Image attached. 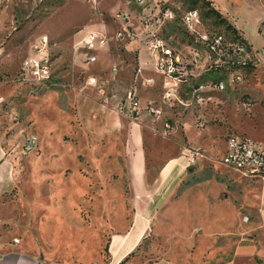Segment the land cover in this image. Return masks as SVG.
Segmentation results:
<instances>
[{"label": "rangeland", "instance_id": "obj_1", "mask_svg": "<svg viewBox=\"0 0 264 264\" xmlns=\"http://www.w3.org/2000/svg\"><path fill=\"white\" fill-rule=\"evenodd\" d=\"M159 3L176 10L163 31L187 52V32L179 18L186 0ZM211 4L249 42L250 51L240 46L241 53L252 54V68L246 74L241 71L242 79L229 85L226 73L240 69V62L219 61L207 70L211 47L192 37L190 49L199 53L194 70L202 73L194 75L192 85L204 84L191 96V80L182 79L173 94L191 104H163L173 126L170 132L162 133L159 122H153L159 127L154 132L148 118L135 119L143 131L147 179L164 151L180 154V162L186 163L179 178L157 189L130 188L125 174L135 124L119 106L137 51L135 42L115 36L121 24L113 12L129 9L136 16L139 2H0V143L11 161L10 178L0 185V252L17 245L45 264H217L229 256L237 236L259 234L255 202L260 181L224 167L218 157L230 131L264 142V0ZM145 7L153 9L152 0H145ZM132 20L139 25L135 17ZM201 21L203 30L222 34L221 25ZM93 30L103 35V42L96 43L91 52L96 59L86 65L82 49L75 45ZM43 36L39 50L35 46ZM42 48L50 75L23 80L24 59ZM229 63L234 67H227ZM146 68L156 84L139 93L158 102V76L149 64ZM89 76L95 77L92 85L86 83ZM212 79L219 80L222 90L208 85ZM29 131L35 134L36 146L26 151L22 136ZM132 224L140 225L141 232L133 246L115 245L117 234L111 233H126Z\"/></svg>", "mask_w": 264, "mask_h": 264}, {"label": "built area", "instance_id": "obj_2", "mask_svg": "<svg viewBox=\"0 0 264 264\" xmlns=\"http://www.w3.org/2000/svg\"><path fill=\"white\" fill-rule=\"evenodd\" d=\"M7 0H0L4 2ZM140 10L132 15L130 10H115L113 13L120 22V28L115 32V36H125L129 41H135L136 51L142 50L145 52L147 60L152 66V70L161 78L160 81V100L157 102H148V100L141 104L137 96V83L140 81L144 85L153 83L151 76H144L142 74V67L136 65L132 70V77L123 101L120 103L119 108L122 109L124 115L130 119L148 118L151 123L159 122L161 132H165L172 125L167 120L168 117L164 116L165 107L163 104H172L173 100L181 105L191 104L182 99H175L173 97L172 89H179L182 85V79L191 80V96L195 95L196 88L201 87L204 83H196L192 85V80L195 74H202L198 70H194L198 61V49L191 50L190 44H185L187 52L181 47H177L173 41L169 40L168 36L163 31L165 22L174 18L176 10L173 7L160 5V0H152L153 9H146L145 0H138ZM164 1V0H163ZM138 16V17H137ZM139 25L133 24L134 18ZM181 23L185 26L187 34L191 37L197 38L200 45L211 47L212 61H207V70H212L216 67V62L219 61H239L240 65L245 61H252V54L241 53V46L237 41H231L224 38L223 34L217 33L218 31L207 29L203 30V23L200 22L199 13L197 9L194 12H186L182 10L179 15ZM201 27V30L197 29ZM214 31V33H212ZM103 42V35L97 31H89L81 36L75 45V49H82V61L87 65L94 62L95 54L91 52L95 49L96 43ZM40 46L45 44V36L39 39ZM43 49V48H42ZM38 50V51H39ZM231 54V55H230ZM228 55V58L225 57ZM222 56V57H221ZM211 58V57H210ZM211 60V59H209ZM164 61H171V69L169 72L161 73V64ZM251 64H253L251 62ZM206 64H204L205 66ZM20 77L23 80L39 81L44 78V75H50L51 70L49 67V60L44 49L37 53H32L24 59L21 65ZM205 69V68H204ZM112 71L115 70L113 67ZM230 74V84H234L242 79L241 70L231 71L226 73ZM88 84L95 83V77L89 76L86 80ZM211 87L219 89V80H210ZM201 96L197 95L200 100ZM191 102V101H190ZM188 103V104H187ZM199 125L202 123L197 122ZM224 146L218 157V161L228 169L235 170L244 176H258L264 178V142L256 141L255 139L240 134L238 132L230 131L224 136ZM35 134L32 131L26 132L22 136V147L24 150L29 151L36 146ZM194 149L193 153H197ZM18 238H14L16 242ZM62 264V263H61ZM70 264V263H66Z\"/></svg>", "mask_w": 264, "mask_h": 264}, {"label": "crops", "instance_id": "obj_3", "mask_svg": "<svg viewBox=\"0 0 264 264\" xmlns=\"http://www.w3.org/2000/svg\"><path fill=\"white\" fill-rule=\"evenodd\" d=\"M130 42L134 43L135 41H130ZM134 46L135 48L137 47L136 43H134ZM136 53H137L136 54L137 64L142 67V74L144 76L145 75L151 76L154 80L153 83L149 85L146 84L144 85L140 81L137 83V87H136L137 96L139 102L141 104H144L147 100L151 102V100L155 101V99L146 96L142 97L139 93L140 90L152 87L153 85L156 84V81L151 74L145 73L148 70V68H146V65L149 64L151 66V64L147 60L145 52L139 50ZM149 69L152 70V66ZM152 72L156 74L153 70ZM156 75L158 76V74ZM158 79L159 80L157 83L159 84L160 87L161 78L158 76ZM172 90H173V94L177 91V89H172ZM132 120L135 126L133 127L132 132H130L129 135L130 137L129 141H131L130 148L128 152L125 154V158L127 160L126 161L127 170L125 174L127 177L129 187L139 188V187L154 186L157 187V189L165 188L166 186L174 182L177 178H179L181 174H183L186 163L180 162V157H181L180 154L164 151L163 153H161V156L163 157L161 158L160 165L155 170L150 169L151 176L147 179V174H146L147 152H145L146 149L145 142L143 141L141 136V133L143 131L138 121H135V119ZM148 126L154 132L158 131L159 129V127L154 126V124H151V122L148 124ZM172 128L173 126L171 128H168V131L170 132ZM145 132L149 134V131L145 130ZM223 146H224V141L220 153L223 150ZM10 164L11 161L9 159V156L5 154L4 147L0 143V185L5 184L4 180L7 179L9 180L10 178L8 174ZM255 177H257L256 179L260 181V185H259L260 189L257 193L258 199L255 202L256 204L255 209L257 211V215L259 219L258 220L259 221L258 226L260 227V230L258 231L259 234H252V233L248 234L246 232L237 236L233 249L229 253V256L223 259L222 261L218 262L217 264H264V178L258 176ZM139 229H140V225L134 226V224H132L128 230H125L127 231L126 233H124V231L123 232L115 231L114 233H111V236L117 234L115 245H119L120 248L123 249L131 248L133 244L136 242L135 241L136 238L141 233ZM43 262L44 261H42L37 256H35V254L29 252L28 250L22 249L17 245L16 246L10 245L5 250L0 252V264H45ZM66 263L78 264L74 262H66ZM66 263H62V264H66ZM56 264H61V263H56Z\"/></svg>", "mask_w": 264, "mask_h": 264}, {"label": "trees", "instance_id": "obj_4", "mask_svg": "<svg viewBox=\"0 0 264 264\" xmlns=\"http://www.w3.org/2000/svg\"><path fill=\"white\" fill-rule=\"evenodd\" d=\"M197 6L200 7V11L196 8ZM187 9L189 10L197 9L199 13L200 22H202L201 19H208L209 22H213L216 25H221L224 29L221 31L224 38H226L227 40H231V41H237L238 45L243 44L245 46L246 51L251 50V46L249 42H247V40L243 39L237 33L235 27L229 21H226V19L220 14L218 9L215 8L211 4V0H186V7L184 8V10H187ZM211 30L219 31L217 29H211ZM211 30H208V31L211 32ZM185 39H186L187 44H192V45L194 44V40L192 39L191 35L186 34ZM228 65L229 66L227 67H230V68L234 67L233 64L229 63ZM251 68H252V64L250 61H245L244 64L240 65V70L245 74H246V71ZM225 71L226 69L222 68L223 74L225 73ZM124 256H126V254Z\"/></svg>", "mask_w": 264, "mask_h": 264}, {"label": "bare ground", "instance_id": "obj_5", "mask_svg": "<svg viewBox=\"0 0 264 264\" xmlns=\"http://www.w3.org/2000/svg\"><path fill=\"white\" fill-rule=\"evenodd\" d=\"M138 1V0H137ZM139 2V1H138ZM194 12V11H193ZM169 69H171V61H164L162 64H161V73L162 72H169ZM45 76H48V75H44ZM221 86H223L222 84H220ZM220 85H219V88H220ZM149 102V101H148ZM114 245V244H113Z\"/></svg>", "mask_w": 264, "mask_h": 264}]
</instances>
